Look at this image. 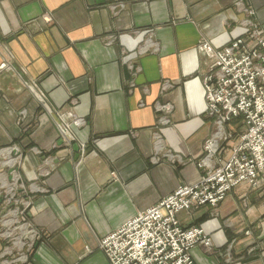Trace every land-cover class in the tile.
Here are the masks:
<instances>
[{
  "label": "crops",
  "instance_id": "obj_1",
  "mask_svg": "<svg viewBox=\"0 0 264 264\" xmlns=\"http://www.w3.org/2000/svg\"><path fill=\"white\" fill-rule=\"evenodd\" d=\"M252 24L264 0H0V147L24 151L42 234L25 263L0 240V264H109L106 236L198 183L216 129L204 79ZM259 179L177 215L212 238L195 264H264Z\"/></svg>",
  "mask_w": 264,
  "mask_h": 264
},
{
  "label": "built area",
  "instance_id": "obj_2",
  "mask_svg": "<svg viewBox=\"0 0 264 264\" xmlns=\"http://www.w3.org/2000/svg\"><path fill=\"white\" fill-rule=\"evenodd\" d=\"M252 28L247 37L215 52L205 77L206 114L214 119L216 133L205 144L200 181L180 186L106 236L101 249L109 264H195L192 251L199 245L210 249L211 239L204 229L183 227L177 215L196 205L217 206L243 183L258 184L264 170V31ZM203 48L213 53L208 44ZM237 117L245 130L228 158L220 160L223 127Z\"/></svg>",
  "mask_w": 264,
  "mask_h": 264
},
{
  "label": "rangeland",
  "instance_id": "obj_3",
  "mask_svg": "<svg viewBox=\"0 0 264 264\" xmlns=\"http://www.w3.org/2000/svg\"><path fill=\"white\" fill-rule=\"evenodd\" d=\"M244 130L245 126L243 124L242 118L237 117L232 119L230 122L225 123L223 127V132L225 134L220 140V160H223L222 158H228L231 150L238 143L239 138ZM215 133L213 134V136H215ZM24 160V151L19 147L17 143H12L10 145L0 147V223L3 222V224L0 225V240L6 243L7 246L10 245L11 247L20 248V255L18 256L17 260L22 263H25L29 260L30 254L33 252L37 243L42 238V234L39 231L35 230L30 225L28 220V212L32 206V197L30 194L29 186L24 184L23 182L22 166ZM215 163L216 166L219 165V161H216ZM199 164L200 161L198 163V166ZM202 171L203 176L205 171L204 168H202ZM263 171L264 170H262V172ZM259 178L260 174L258 177V184L260 180ZM258 184L256 186H251L257 187ZM230 193H228L227 196ZM227 196L225 197V199L227 198ZM221 203H219V205L217 206H203H210L213 209H217ZM195 207L202 206L196 205L188 210H192ZM193 227H199L203 229L201 226ZM17 232H21V240L20 238L18 239V235L16 234ZM207 237L211 239L212 248V238L209 235H207Z\"/></svg>",
  "mask_w": 264,
  "mask_h": 264
}]
</instances>
